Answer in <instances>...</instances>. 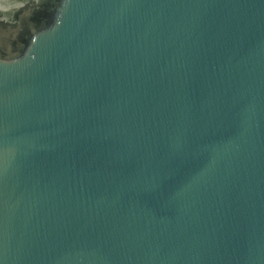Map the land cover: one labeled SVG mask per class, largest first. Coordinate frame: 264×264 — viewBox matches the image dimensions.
I'll list each match as a JSON object with an SVG mask.
<instances>
[{"label": "water", "instance_id": "1", "mask_svg": "<svg viewBox=\"0 0 264 264\" xmlns=\"http://www.w3.org/2000/svg\"><path fill=\"white\" fill-rule=\"evenodd\" d=\"M0 264H264V0H0Z\"/></svg>", "mask_w": 264, "mask_h": 264}]
</instances>
